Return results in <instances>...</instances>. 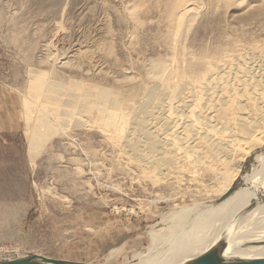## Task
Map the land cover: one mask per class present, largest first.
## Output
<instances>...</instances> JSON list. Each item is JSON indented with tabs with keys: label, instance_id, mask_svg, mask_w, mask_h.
<instances>
[{
	"label": "rangeland",
	"instance_id": "1",
	"mask_svg": "<svg viewBox=\"0 0 264 264\" xmlns=\"http://www.w3.org/2000/svg\"><path fill=\"white\" fill-rule=\"evenodd\" d=\"M172 3L0 0V262L39 254L96 264H134L153 245L154 232L166 229L162 214L168 212L167 206L150 202L155 197L152 185L137 180L140 169L121 153L120 146L106 139L99 124L79 112L71 123L60 124L63 129L55 124L56 130L43 146L35 147L27 140L23 100L36 75H41L37 86L46 80L61 85H71L74 80L106 88L126 105L125 110H133L134 117L141 119L145 117L142 111L150 108L143 92L151 82L148 72L152 63L162 60L181 70L183 62L203 49L219 45L239 49L253 44L251 41L264 44V0H194L200 9L182 24L177 38L171 33L176 24L167 16ZM133 99L141 101L137 110ZM242 100L246 102L244 97ZM247 103V108L237 111L246 129L238 127L236 117L230 123L233 129L221 132V138L227 137L229 142L237 137L248 140L245 167L233 181V201L239 196V185L234 183L242 176L245 182L263 185L252 189L249 184L246 199L250 200L240 206L239 213L246 216L261 200L264 203V192L259 196L264 190V160L254 159L264 144L258 146L248 138L252 129L261 127L264 109L256 111ZM9 108L14 114H9ZM93 112L96 116L97 109ZM218 123L223 129L224 124ZM226 155L231 158V153ZM211 174L204 173L207 185H215ZM189 185L193 189L194 185ZM160 190L166 194L169 188ZM216 194L198 193L186 197L184 203H203ZM256 215L250 217L255 219ZM222 223L213 221L208 230L222 228ZM247 232L250 237L243 238V247L253 241L251 234L260 231L255 227Z\"/></svg>",
	"mask_w": 264,
	"mask_h": 264
},
{
	"label": "bare ground",
	"instance_id": "2",
	"mask_svg": "<svg viewBox=\"0 0 264 264\" xmlns=\"http://www.w3.org/2000/svg\"><path fill=\"white\" fill-rule=\"evenodd\" d=\"M199 9L194 0H173L167 16L176 24L174 30H171L174 37L181 33L182 24L194 18ZM258 42L251 41L253 44L239 49L229 45L203 49L185 60L181 70L162 60L157 64L152 63L148 72L152 83L143 92L150 100V108L146 113L141 110V114H145L141 119L134 117L133 110H125L126 105L116 99V94L112 97V93L104 87L87 86L75 83L74 80L72 84L76 86L61 85L57 80L58 83L46 80L37 86L41 75H36L27 85V96L23 103L26 107L24 113L28 143H33L35 147L43 146V141L48 140L56 130L55 124L64 126V122H70L76 118V114L84 112L93 119L94 124H99L98 129L105 133L106 139L120 146L121 153L125 157L128 155L140 169L137 180L150 182L155 193L150 202L167 206L168 212L162 214L166 229L154 232L151 237L153 245L134 264H186L213 247L220 248L225 261L264 257V203L261 200L262 205L258 203V208L255 206L256 209L253 208L250 215L239 214L240 206L250 200L246 199L249 184L252 189H260L263 185H256L253 181L245 182L242 176L241 180L234 183L239 185V196L233 201L236 196L233 181L238 179L239 171L245 167L248 140L245 142L244 138L237 140L238 137H235L236 141L229 142L227 137L221 138V132L230 129L231 120L239 116V109L247 108L248 101L256 111L264 109L260 102H264V82H261L264 79V44ZM75 88L78 89L76 92ZM243 97L246 102L242 100ZM140 103L134 100L136 110ZM94 109H97L96 116L93 115ZM9 114H14L10 108ZM50 115L56 119L55 122ZM239 117V122L236 121L238 127L246 129ZM132 118L135 120L132 121ZM261 119V122L258 120L261 129L255 126L248 137L257 141L258 146L264 144V117ZM218 122L224 124L223 129L218 127ZM226 152L231 153L230 159H227ZM254 159L264 160V149ZM205 172L214 175L215 185L206 184ZM186 182L192 183L193 189ZM162 187L169 188L168 193L161 194ZM214 192L217 194L210 195L203 203H184L188 196L198 193L207 196ZM263 192L261 190L259 196ZM219 198L220 202L214 203ZM256 200L249 206L255 205L259 198ZM235 204H239V208ZM255 212L256 218H251ZM234 217L237 219L229 222ZM218 220H223L220 225L222 228L217 226V230H208L210 223ZM255 227L260 232L251 234L253 241H250L254 244L250 242L249 246L243 247V238L250 237L247 230Z\"/></svg>",
	"mask_w": 264,
	"mask_h": 264
},
{
	"label": "water",
	"instance_id": "3",
	"mask_svg": "<svg viewBox=\"0 0 264 264\" xmlns=\"http://www.w3.org/2000/svg\"><path fill=\"white\" fill-rule=\"evenodd\" d=\"M0 264H96L91 262H79L66 259L51 258L39 254H31L22 258L4 260ZM186 264H264V257L239 260L225 261L221 256L219 247H213L202 254L190 259Z\"/></svg>",
	"mask_w": 264,
	"mask_h": 264
}]
</instances>
